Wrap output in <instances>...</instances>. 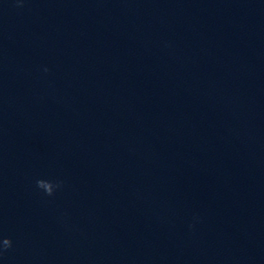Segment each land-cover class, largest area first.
Here are the masks:
<instances>
[{"label": "clouds", "instance_id": "clouds-1", "mask_svg": "<svg viewBox=\"0 0 264 264\" xmlns=\"http://www.w3.org/2000/svg\"><path fill=\"white\" fill-rule=\"evenodd\" d=\"M47 71V69H45ZM62 181H49V180H43L39 179L36 181V186L39 189H42L46 195L52 196L54 195L55 190L62 187ZM12 247V240L9 237H3L0 238V255H3L4 252H6L8 249Z\"/></svg>", "mask_w": 264, "mask_h": 264}]
</instances>
